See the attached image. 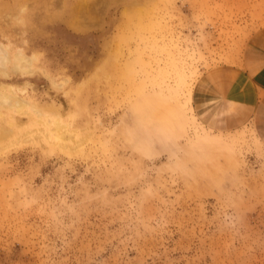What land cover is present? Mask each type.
Segmentation results:
<instances>
[{"label":"rangeland","instance_id":"1","mask_svg":"<svg viewBox=\"0 0 264 264\" xmlns=\"http://www.w3.org/2000/svg\"><path fill=\"white\" fill-rule=\"evenodd\" d=\"M259 0H0V264H264V139L201 84Z\"/></svg>","mask_w":264,"mask_h":264},{"label":"crops","instance_id":"2","mask_svg":"<svg viewBox=\"0 0 264 264\" xmlns=\"http://www.w3.org/2000/svg\"><path fill=\"white\" fill-rule=\"evenodd\" d=\"M258 24L230 64L210 69L202 79L215 109L211 116L230 129L252 125L264 139V0Z\"/></svg>","mask_w":264,"mask_h":264}]
</instances>
